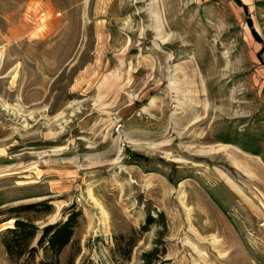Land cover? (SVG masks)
Returning <instances> with one entry per match:
<instances>
[{"label":"rangeland","instance_id":"374dc122","mask_svg":"<svg viewBox=\"0 0 264 264\" xmlns=\"http://www.w3.org/2000/svg\"><path fill=\"white\" fill-rule=\"evenodd\" d=\"M240 1L0 0V264L55 261L4 246L40 201L31 247L81 212L59 264H142L158 227L130 260L116 239L158 212L171 264H264V0Z\"/></svg>","mask_w":264,"mask_h":264},{"label":"trees","instance_id":"16d2710c","mask_svg":"<svg viewBox=\"0 0 264 264\" xmlns=\"http://www.w3.org/2000/svg\"><path fill=\"white\" fill-rule=\"evenodd\" d=\"M237 1L241 4L240 0ZM245 9L247 10V7ZM249 24H251V21H249ZM253 34L257 40L261 41L259 35L254 30ZM263 52L264 49L261 50V53ZM53 209L54 207L49 201L19 205L8 209V213H11V218H15L14 226L7 229V237L4 240V246L10 260L18 261L25 256L29 260H34L36 253L40 249L46 256H51L55 259L53 262H41L40 264H59L58 258L62 251L71 243L81 212H69L65 221L45 226L41 231L39 248L31 247V242L39 233V227L21 217V214L29 213L50 214ZM153 227L159 228L157 237L153 248L143 253L141 258L142 264H171L170 260L165 259L167 254L165 242L167 218L163 212H158L156 215L149 214L145 224L139 233L137 232V236L121 235L116 239L117 251L124 260H130L138 242V236L150 232Z\"/></svg>","mask_w":264,"mask_h":264},{"label":"crops","instance_id":"0c3cea01","mask_svg":"<svg viewBox=\"0 0 264 264\" xmlns=\"http://www.w3.org/2000/svg\"><path fill=\"white\" fill-rule=\"evenodd\" d=\"M261 52V51H260Z\"/></svg>","mask_w":264,"mask_h":264}]
</instances>
